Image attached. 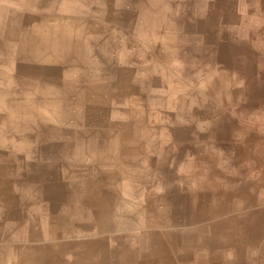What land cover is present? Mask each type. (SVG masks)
I'll list each match as a JSON object with an SVG mask.
<instances>
[{
    "label": "rangeland",
    "instance_id": "1",
    "mask_svg": "<svg viewBox=\"0 0 264 264\" xmlns=\"http://www.w3.org/2000/svg\"><path fill=\"white\" fill-rule=\"evenodd\" d=\"M0 208V264H264V0H0Z\"/></svg>",
    "mask_w": 264,
    "mask_h": 264
},
{
    "label": "crops",
    "instance_id": "2",
    "mask_svg": "<svg viewBox=\"0 0 264 264\" xmlns=\"http://www.w3.org/2000/svg\"><path fill=\"white\" fill-rule=\"evenodd\" d=\"M39 28V26H37V29ZM6 32H9V34L12 35V33L15 31V30H12L11 28L8 29V30H5ZM40 32V31H39ZM40 34L43 36V40L45 41L46 40V36H45V33L43 32H40ZM49 35L47 34V37ZM11 39V38H10ZM32 41V40H30ZM35 43V41L33 40L31 43H29V45H33ZM25 44H27V42L25 41ZM52 46H51V49L50 51L51 52H56V51H66L68 52L70 49H75L78 48V49H81V44L79 45L76 40H73L72 38L70 37H65V38H59L57 40H52L51 42ZM16 46V45H15ZM23 46L24 45H21L20 44V49L23 50ZM93 86H91L90 84L88 86L85 87V89L89 92H92L95 95V98L98 99L99 98V93L102 92V91H105L107 92V88L104 86L105 84L103 83L102 80H94L92 82H90ZM98 93V94H97ZM111 144V147H112V150L111 152H109L107 149H103V150H100L99 148H96L95 150H91L92 152V155L98 160V161H104V162H116L118 160V157H119V153L121 151V149L123 150V153L126 154V156H130L132 155L133 153L131 151H128V150H124V148L126 147H122V145L120 146L119 142L116 141L114 144L112 141H110V143L108 144V146ZM129 144H134L133 142L129 141L128 144H127V147L129 148ZM90 147V146H89ZM91 149V147H90ZM75 197H77V200L79 202H89L90 204L92 205H98L100 206V212L101 213H104V214H108V210H106L104 207L101 206L100 204V201L97 197V194H96V191L94 189H92V191H89V192H82L80 194H77ZM0 211H1V208H0ZM54 228L53 227H48L46 228V231L47 232H52ZM18 231V234H24V230H16ZM31 232V231H30ZM32 234V232H31ZM17 256L20 258V260L22 258H25L26 260V263L25 264H35L36 262V259L33 257L34 256V252H29V253H25V255H23L22 252H18L17 253ZM18 264V263H16Z\"/></svg>",
    "mask_w": 264,
    "mask_h": 264
}]
</instances>
